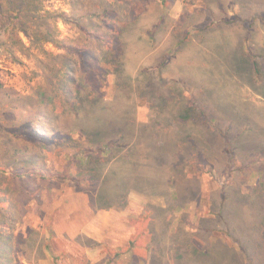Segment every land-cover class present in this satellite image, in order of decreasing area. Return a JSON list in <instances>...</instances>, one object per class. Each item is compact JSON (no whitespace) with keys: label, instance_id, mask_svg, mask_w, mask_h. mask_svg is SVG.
Listing matches in <instances>:
<instances>
[{"label":"rangeland","instance_id":"374dc122","mask_svg":"<svg viewBox=\"0 0 264 264\" xmlns=\"http://www.w3.org/2000/svg\"><path fill=\"white\" fill-rule=\"evenodd\" d=\"M39 9L0 40V264H264V0Z\"/></svg>","mask_w":264,"mask_h":264},{"label":"trees","instance_id":"16d2710c","mask_svg":"<svg viewBox=\"0 0 264 264\" xmlns=\"http://www.w3.org/2000/svg\"><path fill=\"white\" fill-rule=\"evenodd\" d=\"M19 2L22 6L25 5L27 8L28 12H24L20 8H15L17 5V2ZM0 0V40H3L4 44V50L7 54L12 56L14 62H17L15 56H14V48L11 46L12 43L16 42L19 45L22 44V41L19 39V33L23 32L27 34V28L36 22L38 13H39V8L41 7L42 0ZM12 2V3H10ZM17 9V10H14ZM35 13L37 14L36 16H30L28 15L29 13ZM25 19H31V21H24ZM35 33L34 38L36 40H39L41 42H53L54 44H57L56 41H52V33L49 28H46L42 31L38 29H34ZM114 40V39H113ZM110 44V43H109ZM261 60L251 59L249 61L252 70L254 71L255 75L259 76L260 75V69H259V64L262 62L264 64V56L261 55ZM164 64V61H162V65ZM202 115V113H200ZM43 141V140H41ZM226 146V153L229 155H232V149L233 147L230 146L229 143H225ZM108 150V146H101L97 152L100 156H103ZM179 152L180 156H182V149L179 147ZM93 178L96 179L94 176ZM91 181V180H90ZM263 188L261 192H258L255 194L257 197H261L262 199L264 198V182L260 184ZM254 201L258 203L255 199ZM100 204V203H99ZM101 205V204H100ZM105 207V206H104ZM106 208V207H105ZM261 230L264 233V219H262L261 223ZM259 226V228H260ZM259 249V248H258ZM246 252L248 251V248H245ZM204 254H207L204 252Z\"/></svg>","mask_w":264,"mask_h":264}]
</instances>
